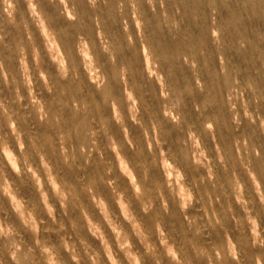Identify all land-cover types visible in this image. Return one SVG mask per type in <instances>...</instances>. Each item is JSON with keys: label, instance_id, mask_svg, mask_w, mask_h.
<instances>
[{"label": "clouds", "instance_id": "9594fccd", "mask_svg": "<svg viewBox=\"0 0 264 264\" xmlns=\"http://www.w3.org/2000/svg\"><path fill=\"white\" fill-rule=\"evenodd\" d=\"M0 264H264V0H0Z\"/></svg>", "mask_w": 264, "mask_h": 264}]
</instances>
